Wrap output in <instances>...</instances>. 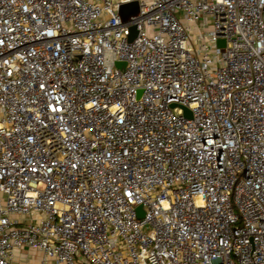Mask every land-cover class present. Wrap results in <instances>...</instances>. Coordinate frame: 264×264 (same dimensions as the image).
I'll return each instance as SVG.
<instances>
[{
  "label": "built area",
  "instance_id": "obj_1",
  "mask_svg": "<svg viewBox=\"0 0 264 264\" xmlns=\"http://www.w3.org/2000/svg\"><path fill=\"white\" fill-rule=\"evenodd\" d=\"M128 1L0 0V264H264V0Z\"/></svg>",
  "mask_w": 264,
  "mask_h": 264
},
{
  "label": "water",
  "instance_id": "obj_2",
  "mask_svg": "<svg viewBox=\"0 0 264 264\" xmlns=\"http://www.w3.org/2000/svg\"><path fill=\"white\" fill-rule=\"evenodd\" d=\"M139 9H140V6H139L138 0H132V1H128V2H123L119 6V14H120V16H121V18L123 20H126L131 15L137 14L139 12ZM137 33H138L137 27L133 26L132 29H131V33H130L129 38L133 39L137 35ZM219 42L222 44L224 41L220 40ZM116 63L124 67L126 62L118 60ZM172 105L174 106V105H176V103H172ZM185 114L188 115V116L192 115V112H191V110L188 107H185ZM138 210H139V216L140 217L143 216V210H142V206L141 205L138 206Z\"/></svg>",
  "mask_w": 264,
  "mask_h": 264
},
{
  "label": "crops",
  "instance_id": "obj_3",
  "mask_svg": "<svg viewBox=\"0 0 264 264\" xmlns=\"http://www.w3.org/2000/svg\"><path fill=\"white\" fill-rule=\"evenodd\" d=\"M26 250L24 249L22 252L23 253H27V252H25ZM41 253L38 251V252H36V255H40ZM29 260H34V263L33 264H37V258L35 257L34 259L32 258H29ZM29 260H27V261H29ZM18 264H30V263H26V261H18Z\"/></svg>",
  "mask_w": 264,
  "mask_h": 264
},
{
  "label": "rangeland",
  "instance_id": "obj_4",
  "mask_svg": "<svg viewBox=\"0 0 264 264\" xmlns=\"http://www.w3.org/2000/svg\"><path fill=\"white\" fill-rule=\"evenodd\" d=\"M25 252H27V253H30L29 251H25ZM29 260V259H28ZM26 263H30V264H33L34 263V260H29V261H26Z\"/></svg>",
  "mask_w": 264,
  "mask_h": 264
}]
</instances>
